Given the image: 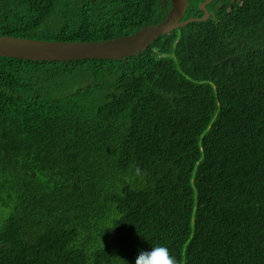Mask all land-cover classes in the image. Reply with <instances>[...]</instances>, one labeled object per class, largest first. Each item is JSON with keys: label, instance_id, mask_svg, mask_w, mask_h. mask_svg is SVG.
Instances as JSON below:
<instances>
[{"label": "trees", "instance_id": "trees-1", "mask_svg": "<svg viewBox=\"0 0 264 264\" xmlns=\"http://www.w3.org/2000/svg\"><path fill=\"white\" fill-rule=\"evenodd\" d=\"M170 7L0 0V35L103 41ZM206 8L120 60L0 56V264H135L156 245L264 264V0Z\"/></svg>", "mask_w": 264, "mask_h": 264}, {"label": "water", "instance_id": "water-1", "mask_svg": "<svg viewBox=\"0 0 264 264\" xmlns=\"http://www.w3.org/2000/svg\"><path fill=\"white\" fill-rule=\"evenodd\" d=\"M166 0H164L165 2ZM214 0L199 4L202 17L183 20L188 0H170L171 7L165 18L157 24L114 39L88 42L45 41L0 35V56L31 61L69 62L74 60H120L144 52L158 37L193 22L207 20V6Z\"/></svg>", "mask_w": 264, "mask_h": 264}, {"label": "clouds", "instance_id": "clouds-1", "mask_svg": "<svg viewBox=\"0 0 264 264\" xmlns=\"http://www.w3.org/2000/svg\"><path fill=\"white\" fill-rule=\"evenodd\" d=\"M115 227H110L108 229ZM135 264H178V262L167 247L156 245L148 250H140L135 258Z\"/></svg>", "mask_w": 264, "mask_h": 264}, {"label": "rangeland", "instance_id": "rangeland-1", "mask_svg": "<svg viewBox=\"0 0 264 264\" xmlns=\"http://www.w3.org/2000/svg\"><path fill=\"white\" fill-rule=\"evenodd\" d=\"M36 40H38V39H36Z\"/></svg>", "mask_w": 264, "mask_h": 264}]
</instances>
